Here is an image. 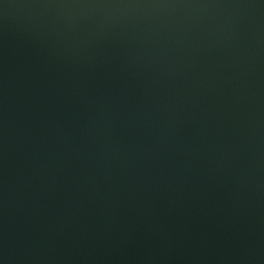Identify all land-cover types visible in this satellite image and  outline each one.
Returning <instances> with one entry per match:
<instances>
[{"label": "water", "instance_id": "obj_1", "mask_svg": "<svg viewBox=\"0 0 264 264\" xmlns=\"http://www.w3.org/2000/svg\"><path fill=\"white\" fill-rule=\"evenodd\" d=\"M0 264H264V0H0Z\"/></svg>", "mask_w": 264, "mask_h": 264}]
</instances>
